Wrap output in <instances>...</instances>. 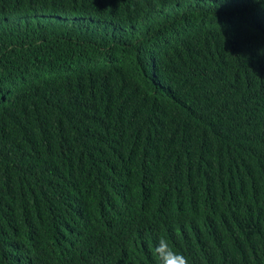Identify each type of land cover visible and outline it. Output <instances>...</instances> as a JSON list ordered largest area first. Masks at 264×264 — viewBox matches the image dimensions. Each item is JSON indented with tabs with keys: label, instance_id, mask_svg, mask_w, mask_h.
<instances>
[{
	"label": "trees",
	"instance_id": "trees-1",
	"mask_svg": "<svg viewBox=\"0 0 264 264\" xmlns=\"http://www.w3.org/2000/svg\"><path fill=\"white\" fill-rule=\"evenodd\" d=\"M264 264V0H0V264Z\"/></svg>",
	"mask_w": 264,
	"mask_h": 264
},
{
	"label": "clouds",
	"instance_id": "clouds-1",
	"mask_svg": "<svg viewBox=\"0 0 264 264\" xmlns=\"http://www.w3.org/2000/svg\"><path fill=\"white\" fill-rule=\"evenodd\" d=\"M153 255L158 264H190L189 258L174 250L166 238L159 239L153 249Z\"/></svg>",
	"mask_w": 264,
	"mask_h": 264
}]
</instances>
